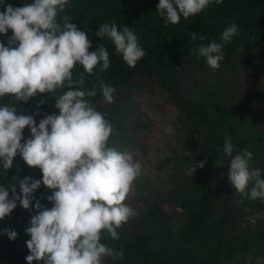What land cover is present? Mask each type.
I'll return each instance as SVG.
<instances>
[{"label": "trees", "instance_id": "1", "mask_svg": "<svg viewBox=\"0 0 264 264\" xmlns=\"http://www.w3.org/2000/svg\"><path fill=\"white\" fill-rule=\"evenodd\" d=\"M28 2L6 0L14 6ZM157 3L158 0H71L62 13L71 15L72 22L88 34L90 51L101 44L110 51L111 65L107 70L97 66L92 74H85L87 87L97 83V96L91 98L94 105L113 124L110 144L131 152L146 150L147 143L142 142L146 139L139 141L138 137L151 135L154 126L149 125V116L146 121V115L135 110L139 89L154 88L167 93L179 107L183 120L184 130L179 136L183 153H169V173L165 172L161 180L165 186L151 184L147 190L140 187L141 181L135 183L138 195L132 200L127 196L126 202L138 214L118 229L119 240L104 241L114 248H123L124 255L106 258L105 264H189L196 257L200 264H212V260L243 259L248 254L264 257V200L245 198L240 202L227 175L231 157L222 151L225 138L230 136L233 155L248 148L253 152L252 165L264 169V85L256 79L264 76V0H222L220 4L213 0L195 17H181L177 24L164 23L165 18L156 11ZM111 21L118 26L129 25L146 50L134 67L123 61L107 37L104 40L96 36L99 24ZM229 23H237L239 31L225 45L221 66L213 70L193 50L218 39ZM191 33H196L195 39ZM11 34V29L0 34V41L7 45ZM73 71L79 74L82 66L77 65ZM242 72L247 78H242ZM98 80L115 86L112 103L103 100ZM8 100L5 96L0 103ZM17 110L37 113V124L45 113L59 112L55 97L46 93L18 102ZM30 136V129L25 126L24 138ZM195 159L206 163L191 177L184 169ZM217 159L224 165H218ZM25 176L40 179L42 172L38 166L27 165L19 153L12 167H0V183L15 184L17 194L19 181ZM166 178L173 184H166ZM52 191L41 183L34 196L45 207H51L47 197ZM163 203L178 207V216ZM34 211L24 209L17 201L12 212L0 219V229L18 233L15 240H10L0 232V264H28L25 241L30 234L25 229ZM236 217L237 227L232 223Z\"/></svg>", "mask_w": 264, "mask_h": 264}, {"label": "clouds", "instance_id": "2", "mask_svg": "<svg viewBox=\"0 0 264 264\" xmlns=\"http://www.w3.org/2000/svg\"><path fill=\"white\" fill-rule=\"evenodd\" d=\"M71 0H30L14 6L0 0V34H7V45L0 41V167L13 165L17 153L29 166H38L40 179L25 176L15 184L0 183V219L10 214L17 201L24 209H35L25 232L29 254L25 259L43 264H105L106 258H122L123 248L104 242L120 239L118 229L137 215L128 194L142 174V162L133 153L110 144L112 122L91 98L97 96V83L85 85V74L94 68L107 70L110 51L103 44L89 50L91 40L73 17L63 10ZM213 0H158L156 11L165 24H177L181 17H195ZM216 4L222 0H215ZM240 26L229 23L218 39L199 45L195 51L213 70L221 66L224 47L232 41ZM96 36L111 41L127 65L134 67L146 55L137 33L127 24L115 21L99 24ZM193 39L196 33H191ZM203 39V37H201ZM82 66L83 71L74 73ZM99 92L106 103L114 101L113 84L98 80ZM38 93L55 97L58 113H45L37 124V113L18 112V102H27ZM39 101L38 103H42ZM28 126L31 136L24 138ZM164 131L174 134L171 123ZM23 140V142H22ZM222 151L227 162L228 179L240 202L264 200V169L252 165L253 152L244 148L233 155L231 137H226ZM206 161H192L184 171L193 177ZM224 165V161H216ZM41 183L50 189L45 207L34 196ZM11 190V195H10ZM33 201L35 203L33 204ZM10 240L16 230L0 229Z\"/></svg>", "mask_w": 264, "mask_h": 264}, {"label": "rangeland", "instance_id": "3", "mask_svg": "<svg viewBox=\"0 0 264 264\" xmlns=\"http://www.w3.org/2000/svg\"><path fill=\"white\" fill-rule=\"evenodd\" d=\"M247 78L246 74L242 72V78ZM249 79V78H248ZM256 79L261 80L260 84L264 85V76H259ZM249 81L254 82L255 78L249 79ZM135 110L139 115H146L150 117L149 125L154 126V132L151 135H139L138 140L142 141L143 139L147 143L146 150L141 151L135 149L132 151L133 155L142 162L143 170L142 176L139 180L137 178L135 183L141 181V186H144L147 190L150 189L151 184H155L159 187L165 186V183H162L165 172L169 173L170 162L168 161V155L171 151H174L175 154L180 155L183 153L182 149L179 146V136H181V130L183 128V120L179 116L180 111L176 102L169 96L167 93L160 90H155L154 88H144L136 91L135 94ZM145 121V123H146ZM167 123H171L175 128L174 134H168L164 131V126ZM180 148V151L177 149ZM166 184L172 185L169 182V178H166ZM137 186H133L132 191L128 194V197L132 200L136 198L138 194ZM139 203L138 200L135 199ZM163 206L167 208L171 213H174L178 216L181 211L176 206H171L168 203H163ZM260 211V210H259ZM262 213H260L261 215ZM259 215V216H260ZM235 227H237L238 220L237 217L232 222ZM166 241V239H165ZM171 241H169L170 243ZM201 260V259H200ZM199 261V257L194 258L192 263ZM199 263V262H198ZM197 264V263H195ZM200 264V263H199ZM212 264H264V257L255 256L248 254L245 258L233 259V260H223L218 262L212 260Z\"/></svg>", "mask_w": 264, "mask_h": 264}]
</instances>
